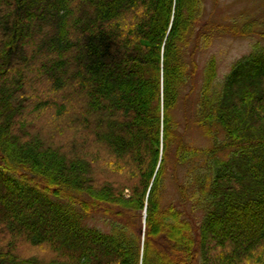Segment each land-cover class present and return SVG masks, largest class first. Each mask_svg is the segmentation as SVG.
Masks as SVG:
<instances>
[{
  "label": "trees",
  "instance_id": "trees-1",
  "mask_svg": "<svg viewBox=\"0 0 264 264\" xmlns=\"http://www.w3.org/2000/svg\"><path fill=\"white\" fill-rule=\"evenodd\" d=\"M220 5L0 0V264H264V44L200 61L264 23Z\"/></svg>",
  "mask_w": 264,
  "mask_h": 264
},
{
  "label": "rangeland",
  "instance_id": "rangeland-1",
  "mask_svg": "<svg viewBox=\"0 0 264 264\" xmlns=\"http://www.w3.org/2000/svg\"><path fill=\"white\" fill-rule=\"evenodd\" d=\"M221 12L228 16V24L234 21H257L264 23V1L263 0H220ZM234 20V21H233ZM264 44V38L259 37L257 34H238L237 29H230L227 34L219 37L213 47L200 55L201 64L204 65L206 60L210 57H215L218 61V74L219 79L223 78L229 73L233 64L249 54L253 47L257 44ZM184 113H178V120L183 124L185 122ZM195 131L191 134V138L197 145L207 144V140L202 137L200 130L196 127ZM89 223L99 227L102 230H109L104 220L99 216L93 217ZM222 252L217 253L218 256Z\"/></svg>",
  "mask_w": 264,
  "mask_h": 264
},
{
  "label": "water",
  "instance_id": "water-1",
  "mask_svg": "<svg viewBox=\"0 0 264 264\" xmlns=\"http://www.w3.org/2000/svg\"><path fill=\"white\" fill-rule=\"evenodd\" d=\"M146 216H147V215H146ZM146 216H145V217H146Z\"/></svg>",
  "mask_w": 264,
  "mask_h": 264
}]
</instances>
